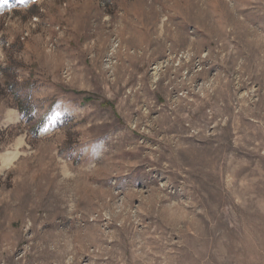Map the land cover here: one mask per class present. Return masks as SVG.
<instances>
[{
  "label": "rangeland",
  "instance_id": "obj_1",
  "mask_svg": "<svg viewBox=\"0 0 264 264\" xmlns=\"http://www.w3.org/2000/svg\"><path fill=\"white\" fill-rule=\"evenodd\" d=\"M0 264H264V0L0 4Z\"/></svg>",
  "mask_w": 264,
  "mask_h": 264
},
{
  "label": "snow or ice",
  "instance_id": "obj_2",
  "mask_svg": "<svg viewBox=\"0 0 264 264\" xmlns=\"http://www.w3.org/2000/svg\"><path fill=\"white\" fill-rule=\"evenodd\" d=\"M20 3H25L26 0H19ZM8 0H0V4L7 5Z\"/></svg>",
  "mask_w": 264,
  "mask_h": 264
},
{
  "label": "trees",
  "instance_id": "obj_3",
  "mask_svg": "<svg viewBox=\"0 0 264 264\" xmlns=\"http://www.w3.org/2000/svg\"><path fill=\"white\" fill-rule=\"evenodd\" d=\"M20 112L25 115L24 109H20Z\"/></svg>",
  "mask_w": 264,
  "mask_h": 264
}]
</instances>
